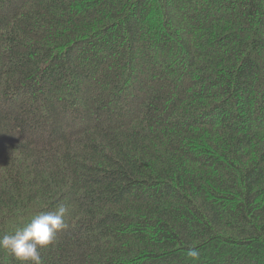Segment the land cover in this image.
<instances>
[{"label": "trees", "instance_id": "trees-1", "mask_svg": "<svg viewBox=\"0 0 264 264\" xmlns=\"http://www.w3.org/2000/svg\"><path fill=\"white\" fill-rule=\"evenodd\" d=\"M61 203L44 264H264V0H0V237Z\"/></svg>", "mask_w": 264, "mask_h": 264}, {"label": "clouds", "instance_id": "clouds-1", "mask_svg": "<svg viewBox=\"0 0 264 264\" xmlns=\"http://www.w3.org/2000/svg\"><path fill=\"white\" fill-rule=\"evenodd\" d=\"M67 211L68 208L61 203L55 211L34 216L25 227L16 230L14 234L0 237V248L9 251L19 264H44L41 250L55 245L57 234L67 227ZM187 256L197 262L200 252L194 247L189 248Z\"/></svg>", "mask_w": 264, "mask_h": 264}]
</instances>
